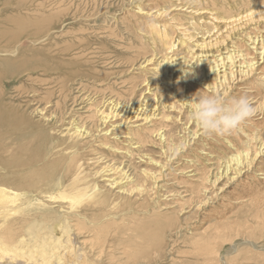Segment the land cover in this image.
<instances>
[{
	"label": "rangeland",
	"instance_id": "obj_1",
	"mask_svg": "<svg viewBox=\"0 0 264 264\" xmlns=\"http://www.w3.org/2000/svg\"><path fill=\"white\" fill-rule=\"evenodd\" d=\"M148 1L151 2V0H142L143 8L148 7L146 5ZM176 1L166 0L162 6L175 5ZM219 1L226 5H223L225 8L221 10L226 11L225 9L229 8L228 14L233 15L246 8L245 5L243 6L245 2H247L246 5L251 4L250 2L257 4L256 0H248L249 2L238 0L240 4L233 7L232 5L228 6V0ZM132 2L134 0H0V47L8 49V43L13 44L14 37L22 32L20 29L28 27L25 24L29 26L34 24L41 30L37 33L39 35L31 37L40 38V43L26 42L24 44L25 47L33 46L36 53L31 52L28 56L18 59L19 61L15 64L0 69L3 70V74L0 75V100L4 102L5 108L12 112L13 119L11 116H7L24 133L26 127H31L24 122L23 115L26 114L37 122H43L44 119L36 108L45 107L47 115L52 112L55 114L47 117L48 125L45 124L42 127L46 128L47 133L55 136L56 139L60 135L52 126L57 128L63 126L66 129L69 121L76 116L79 123L96 129V124L100 122L97 117L98 108L103 104L106 106L114 103V100L120 102L122 106L126 105L123 112L128 109L130 113L134 110L133 107H139L138 105L142 103L144 105H141L139 109L146 107L141 113L143 117L158 114L159 119L146 124L150 127H147L144 140L134 144L133 147L138 144H141V147L138 145L132 149L134 150L132 157L115 156L108 149L103 148H100L98 152L88 148V151L84 153L86 158L99 157L102 153L106 159L111 160L109 163L114 162L117 165L122 164L121 167L126 166L124 169L135 174L136 179L141 183H144L143 178L148 180V192L145 191L143 194L137 190L131 194L132 197H119L116 193L117 190L109 192L110 195L106 193L109 200L106 208L109 210V214H113V217H116L115 214H120L125 217V220H118L120 223L117 227L116 225L107 227L103 225L100 231L88 232L83 237L90 242H88L90 246L94 245L99 256L96 259L99 264H129V253L133 250L141 251L138 256L143 263L148 264H264V228L259 227V224H263L264 221V210L262 211L254 201L239 202L244 199V192L239 188V185L235 184L245 183L243 182L244 178H240L234 184L232 179L228 180L225 176L219 182L221 188L227 189L226 193L223 191L222 194L219 191L221 188L216 191V188L206 183L209 174L216 177L217 171H220L219 166H216L217 162L223 161L221 163H224L229 149L233 146H229L227 142H223L222 146L214 142L200 145L201 150L209 151L213 155L209 161L214 164L207 171L205 170L208 173L206 177L200 172V168H196L198 161H203L204 157L197 156L192 151V149L196 150L197 142L201 141L199 136L189 140V145L186 146L187 150L180 149L185 142V136L200 129L191 118L193 107L183 103L182 98L188 97L190 91H193L196 97L211 94L206 93V90L201 89L199 85L190 87L189 91V88H186L189 85L184 83V79L182 81L179 78V83L176 82L178 97L177 99L170 98L159 86L161 82L158 81L159 77L153 72V69L151 71L140 68V64L144 61L145 54L143 53L150 49L148 39L151 38V34L144 31V27H141L143 31L140 30L139 24H144L145 17L143 18L137 14L138 12L134 13L130 10L135 5ZM184 2L188 5H199L206 10L209 7H220V3L212 2V0H184ZM160 6L161 3H158V8ZM13 14H17L20 18L13 22L8 21L7 16ZM178 16L177 18L185 21L189 26H191L189 22L195 19L194 15L184 9L179 10ZM202 17L209 20V17L212 16L210 13H205ZM196 18L198 19L197 16ZM202 21L203 19L199 20L200 23ZM195 25L198 29H195L193 25L190 32L192 31L193 36L199 37L201 34L199 32L203 28L197 23ZM71 27L75 29H69ZM261 28L262 35L264 34V25ZM66 30L74 31L77 36L67 37L65 34L63 39L54 37L59 31L66 32ZM247 30L257 33L250 26ZM3 31H7V33L2 34ZM177 35L179 37V33ZM238 37L240 38V36ZM41 38L43 39L41 40ZM80 42L89 45L88 59L90 61L92 59L94 62L91 61L90 66L83 68L84 72H80L81 75H78L77 71L75 78L78 80L75 83L65 82L61 86L59 81L64 74L59 72L60 68H56L59 71L48 72L42 71L43 66L34 68L38 63L49 65L50 60L56 59V54L52 50H48V47L63 48L68 43L78 45ZM241 45L243 46V43ZM183 52L187 51L183 49ZM210 58L212 59L214 56L211 55ZM195 65L198 66L197 70L200 69L201 64L196 62L193 66ZM147 82L148 84H146ZM252 83L253 79H249L242 85L248 87ZM232 85L234 86V84ZM231 91L227 92V95L221 93L225 104H230L235 100L230 96ZM185 94L188 96L183 97ZM238 97H246L256 107V114H261V111L264 110L261 106V104L264 105V91L259 93L252 88L245 94H239ZM172 103L180 108H173ZM110 107L108 106V109ZM135 119L136 116L126 119L127 122L123 124L121 122L124 121V118H121L122 121L120 118L115 119L116 122L111 120L114 122L112 127H115V124L120 127L119 130L117 129L121 134L119 136H124L125 141L123 142L127 147H131L133 141H138V137L135 136L132 139V136L128 134L130 129L141 127V123H144L143 120L134 122ZM135 123L139 126H136ZM261 124L259 134L264 138L263 120ZM160 131L164 138H160L158 134ZM209 135L211 134L206 136ZM226 137L234 141L232 132L227 133ZM236 141L239 139L236 138ZM151 158L157 159L162 165L169 167L165 173L161 172L162 174L159 175L161 185L157 190L160 195L157 194L153 181L141 174L143 169L151 167ZM91 165L93 167V164ZM194 167L196 169L194 178L204 179L201 184L211 189V194L214 195L219 191V194H215L211 200L212 204L210 205L215 209L223 206L224 203L227 204L229 209L221 217L211 216L208 219L206 218L208 215L203 216L206 210L203 208L200 210L199 203L206 197L204 189L202 191L194 190V184H192L193 181L190 180L189 174H187L189 176L187 178V175L178 173L179 169L191 170ZM151 168L157 173L162 169L158 165L153 166V164ZM87 169L89 168L87 167ZM256 169L260 170L262 167ZM225 171L223 170V172ZM245 177L244 181L246 182L264 183V179H259L262 178L260 176L255 177L254 173L247 174ZM99 183L104 186L105 191L108 190V186L103 180ZM202 185L199 186L200 189ZM257 186L258 184L252 187ZM259 187L261 188V186L257 188ZM250 190L253 191V189ZM180 195H182V199H179ZM38 197L45 198V195ZM49 203H52L54 208L62 209L63 202L49 201ZM132 215L134 218H128ZM123 247H126L127 250L123 251ZM222 259L224 263H222Z\"/></svg>",
	"mask_w": 264,
	"mask_h": 264
},
{
	"label": "bare ground",
	"instance_id": "obj_2",
	"mask_svg": "<svg viewBox=\"0 0 264 264\" xmlns=\"http://www.w3.org/2000/svg\"><path fill=\"white\" fill-rule=\"evenodd\" d=\"M164 1L166 0L157 1L159 4L161 3L159 8L158 3L154 0L148 1L146 3L148 7L143 8L142 0H134L132 4L135 5L133 4L134 6L133 8L130 7V10L134 13L138 12L137 14L143 18L145 17L144 24H139V28L142 30L141 27H144V31L146 30L151 34V38L148 39L151 50L143 53L145 54L144 61L140 64V68L151 71L153 69V72L159 77L158 81L161 82L159 86L162 87L163 92L168 97L173 99L178 97L176 92L178 84L176 85V82L182 76L180 68L184 66L183 60L193 65L196 62L201 64L198 70L196 69L198 66L192 65L194 75L184 79V83L189 85L186 86L189 91L190 87H195V85H199L201 89L210 94L217 92L227 95L232 90L230 96L234 99L239 98V94H245L252 88L259 93L264 91V34L261 35V26L264 25V0H256L257 4L250 2L251 4L246 5L247 2L243 3L246 8H243L244 10L236 15L228 14L229 8H226V11L221 10L226 5L221 4L219 0H212V2L220 3V7H209L208 10L199 7V5H188L184 0H177L175 5L168 4L164 7L162 6ZM239 4L238 0H228V6L234 7ZM182 9L188 10L190 14L194 15L195 19L189 22L192 27L194 25L195 29H198L195 25L197 23L203 28L199 32L201 33L199 37L193 36L192 31L190 32L191 26L177 18L179 17V10ZM205 13H210L212 17L205 20L202 17ZM18 18L20 17L17 14L7 16L8 21L12 22ZM200 19H203L202 23L199 22ZM25 25L28 27L20 29L22 32L14 37L13 44L8 43V49L0 47V69L15 64L19 61L18 59L28 56L31 52L36 53L33 46L25 47L24 44L26 42L40 43V38L31 37L39 35L37 33L41 30L36 28L34 24ZM248 26L257 33L247 30ZM69 29L74 30L75 28ZM71 30L59 31L54 37L63 39L65 34L67 37H76L75 32ZM6 33L7 31L2 32V34ZM177 33H179V37ZM55 42L57 43L56 40ZM88 46L86 43L80 42L78 45L68 43L63 48L48 47V50H52L56 54V59L50 60L49 65L38 63L34 68L43 66V72L59 71L56 68H60L61 71L59 72L64 75L59 84L63 86L65 82L70 81L75 83L78 80L75 78L77 71L79 72L78 75H81L80 72H84L82 69L90 66L91 61L94 62L92 59L91 61L88 59ZM183 49L187 52H183ZM211 55L214 58L211 59ZM1 74H3V70H0ZM58 76L60 77V75ZM249 79H253L252 84L248 87L242 85ZM255 85L257 86L255 87ZM184 96H188V94ZM193 97L194 92L190 91L189 96L182 98L181 101L189 105L188 101H191ZM110 104L106 106L103 104L98 108L97 117L100 122L96 124V129L79 123L76 116L69 121L66 129L63 126L58 128L52 126L60 135L55 139V136L48 134L46 128L42 127L47 124V117L54 115V112L47 115L45 107L36 108L41 113L43 122H37L24 114V122L31 128L38 129L32 130L26 127L23 133L21 128L16 127L13 120L7 116L9 115L13 119L12 112L5 108L4 102L0 100V264H19V262L20 264H99V261L96 260L99 256L94 245L90 246L89 241L83 237L88 232L100 231L103 225L105 227L116 225L117 227L120 223L118 220H125V217L120 216V214H115L116 217L109 214V210L106 208L109 203V192L117 190L116 193L119 197L131 196L134 190L143 194L145 191L148 192V180L143 178L144 183H141L136 179L135 174L124 169L126 166L121 167L122 164L109 163L111 160L106 159L102 153L99 157H94L95 159L84 157V153L88 151V148L94 152L103 148L108 149L115 156L132 157L134 154L132 149L138 145L141 147V144L133 147L134 144L144 140L147 127H150L146 124L159 119L158 114L143 117L141 113L146 107L139 109L141 105H144L142 103L138 105L139 107H133L134 110L130 113L128 109L122 111L126 105L122 106L120 102L114 100V103ZM108 106L111 107L108 109ZM261 106L264 109V105L261 104ZM103 107L104 109H102ZM172 107L180 108H177L174 103H172ZM136 109L137 111H135ZM13 110L17 111L16 109ZM134 116H136L134 122L143 120L144 123H141V127L134 128L135 131L130 127L128 134L132 136V139L135 136L138 137V141H133L131 147L130 144L128 145L130 149L124 145V136H119L120 127L116 124V128L112 126L117 121L115 119L124 118V121L121 122L123 124L127 122L126 119H131ZM112 119L114 122L111 121ZM262 120L264 121V110L261 111V114L255 113L253 117L232 132L234 141L228 139L226 134L206 136L207 134H204L203 131L199 132L201 129H197L194 133L185 136V142L180 149L187 150L186 146L189 145V140L199 136L201 141L197 142L196 150L192 149V151L197 156H203L204 159L198 161L197 165L194 163V165L197 169L200 168V172L206 177L208 173L205 170L207 171L214 164V162L209 161L213 155L209 151L201 150L200 145L214 142L222 146L223 142H227L229 146H233L229 149L228 155L227 152L225 153L227 159L224 163H221L223 161L217 162L216 166H219L220 171H217L216 177L214 178L210 174L207 177L206 183L216 188V191L221 188L219 182L225 176L228 180L232 179L234 184L240 178L245 179V175L251 173H254L255 177H262L259 179L263 180L264 138L259 134V126L262 125ZM124 132L126 133V131ZM158 134L160 138H164L161 131ZM236 138L239 141H236ZM156 160L151 158V163L153 166L158 165L162 168L159 173L153 171L151 164V167L143 169L141 174L147 179L150 178L157 190L161 185L159 175L165 173L169 167ZM222 166H224L223 169ZM259 167L262 169L257 170L256 168ZM195 170V167L191 170L179 169L178 173L184 176L189 174L190 180L194 184V190L202 191L204 189L206 197L201 199L199 203L200 210L202 208L206 210H203V216L208 215L206 218L221 217L229 209L227 204L219 205L220 207L215 209L210 204H212L211 200L215 194H219V191L221 194L223 191L226 193L227 189L222 187L214 195L211 194V189L201 184L204 179L201 177L194 178ZM223 170L226 171L223 172ZM219 172L221 173L219 174ZM257 172L259 174H256ZM189 176L186 177L189 178ZM244 179L243 182L245 183L235 184L236 186L239 185V188L244 192V199L239 202L254 201L263 211L264 183L246 182ZM101 180L108 186L107 192L104 186L100 185ZM256 184L261 188L252 187ZM201 185L202 188L200 189L199 186ZM157 194L160 195L158 190ZM40 195H45V198L38 197ZM179 197L182 199V195ZM246 197L248 199H245ZM49 201L63 202L61 205L63 210L54 208ZM117 202H119L118 199ZM208 209L210 210L207 213ZM123 214L125 215V213ZM128 218H134V215L128 216ZM259 225L263 229L264 221L263 224ZM122 250L126 251L127 248L123 247ZM93 252L94 254H92ZM140 254L141 251L138 250L129 253V264H148L142 262L138 256Z\"/></svg>",
	"mask_w": 264,
	"mask_h": 264
},
{
	"label": "clouds",
	"instance_id": "obj_3",
	"mask_svg": "<svg viewBox=\"0 0 264 264\" xmlns=\"http://www.w3.org/2000/svg\"><path fill=\"white\" fill-rule=\"evenodd\" d=\"M183 65L180 68L182 73L180 79L194 75L193 64L183 60ZM194 97L188 101L190 106L194 105L191 118L206 134L224 135L233 132L256 112V108L246 97L235 99L230 104H225L222 95L217 92L208 96Z\"/></svg>",
	"mask_w": 264,
	"mask_h": 264
}]
</instances>
